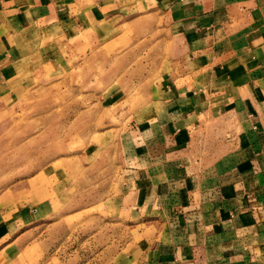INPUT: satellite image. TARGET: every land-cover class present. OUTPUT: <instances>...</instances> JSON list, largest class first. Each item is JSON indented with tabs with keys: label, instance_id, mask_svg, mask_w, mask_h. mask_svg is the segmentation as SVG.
Segmentation results:
<instances>
[{
	"label": "crops",
	"instance_id": "crops-1",
	"mask_svg": "<svg viewBox=\"0 0 264 264\" xmlns=\"http://www.w3.org/2000/svg\"><path fill=\"white\" fill-rule=\"evenodd\" d=\"M59 56L121 67L124 175L72 213L104 264H264V0H0V116ZM45 189L0 192V264H28Z\"/></svg>",
	"mask_w": 264,
	"mask_h": 264
},
{
	"label": "rangeland",
	"instance_id": "rangeland-1",
	"mask_svg": "<svg viewBox=\"0 0 264 264\" xmlns=\"http://www.w3.org/2000/svg\"><path fill=\"white\" fill-rule=\"evenodd\" d=\"M86 42L90 51L96 47L91 38ZM120 68L113 57L104 65L94 60L81 66L80 56L67 65L59 56L56 65L37 68L31 87L20 91L0 116V192L26 190L19 202L32 203L31 191L40 184L46 187L40 198H53L55 211L34 224L39 244L25 251L28 264L50 257L62 264H104L108 234L97 239L94 216L82 233L80 217L72 213L79 210L81 196L91 199L105 182L124 175L130 122L112 105L120 99L112 96L118 90L108 87Z\"/></svg>",
	"mask_w": 264,
	"mask_h": 264
}]
</instances>
